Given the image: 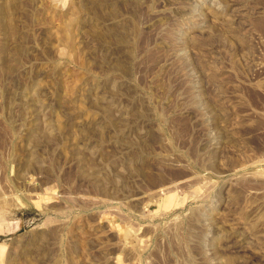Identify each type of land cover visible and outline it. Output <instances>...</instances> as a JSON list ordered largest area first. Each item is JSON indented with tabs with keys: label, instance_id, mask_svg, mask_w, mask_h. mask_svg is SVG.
<instances>
[{
	"label": "rangeland",
	"instance_id": "374dc122",
	"mask_svg": "<svg viewBox=\"0 0 264 264\" xmlns=\"http://www.w3.org/2000/svg\"><path fill=\"white\" fill-rule=\"evenodd\" d=\"M0 264H264V0H0Z\"/></svg>",
	"mask_w": 264,
	"mask_h": 264
}]
</instances>
